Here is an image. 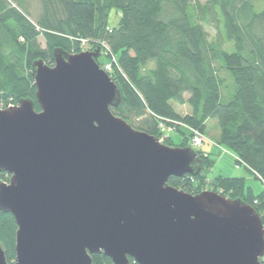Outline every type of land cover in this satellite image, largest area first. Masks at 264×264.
<instances>
[{"label":"water","instance_id":"obj_1","mask_svg":"<svg viewBox=\"0 0 264 264\" xmlns=\"http://www.w3.org/2000/svg\"><path fill=\"white\" fill-rule=\"evenodd\" d=\"M100 49L53 50L31 63L35 98L0 107V212L17 225L15 258L0 264H262L264 225L241 198L189 193L191 146L168 145L112 113L121 93Z\"/></svg>","mask_w":264,"mask_h":264},{"label":"trees","instance_id":"obj_2","mask_svg":"<svg viewBox=\"0 0 264 264\" xmlns=\"http://www.w3.org/2000/svg\"><path fill=\"white\" fill-rule=\"evenodd\" d=\"M35 22L24 0H0V107L35 98L31 63L53 65V50L81 51L78 38L90 49L106 43L118 65L108 72L121 93L112 113L137 129L173 145L160 124L182 132L181 146H189L191 128L204 133L205 121L217 119L218 144L225 145L264 185V8L251 0H40ZM119 12L117 25L107 24L109 11ZM223 29L235 49H223L220 37L209 39L205 24ZM42 36V47L38 37ZM101 55V54H100ZM99 57V56H98ZM98 57L96 62L100 65ZM153 66H149V62ZM220 71L232 80L225 85ZM227 83V82H226ZM187 94V96H186ZM188 104L179 113L171 101ZM188 131V135L184 133ZM202 160L199 174L170 176L168 184L189 193L211 189L250 204L264 223V188L255 193L241 176L203 171L213 164L210 153L195 148ZM9 174L0 172L7 181ZM17 225L11 213L0 212V244L8 262L15 258ZM92 264H112L102 252L91 254ZM264 264V255L260 259ZM129 264H137L129 257Z\"/></svg>","mask_w":264,"mask_h":264},{"label":"rangeland","instance_id":"obj_3","mask_svg":"<svg viewBox=\"0 0 264 264\" xmlns=\"http://www.w3.org/2000/svg\"><path fill=\"white\" fill-rule=\"evenodd\" d=\"M198 1L200 3H204L206 0H193V2ZM256 10H260L264 8V0H251ZM24 4L26 6V14L29 16L30 20L35 22L41 12V3L40 0H24ZM119 19V12L112 8L108 13L107 24L110 27H114L117 25ZM205 29L208 32L209 39H214L216 37H220V41L222 42L223 49L227 51H232L235 49V46L232 41L228 40L225 36V32L223 29V21L222 16L220 14V28L214 27L213 25L205 24ZM38 41L42 47L45 46V42L40 35L38 37ZM99 61L102 63L106 57L104 55H100L98 57ZM149 66H153V62H149ZM220 75L225 80V85L223 87V94H226L230 87H232V80L229 79L228 75L225 71H220ZM227 82V83H226ZM187 96V94H186ZM16 104V103H12ZM171 104L175 111L179 113H187L190 112L191 108L188 104H179L174 100L171 101ZM219 125L217 119L214 117H209L205 121V129L204 136L205 141L198 148L207 153H210V157L213 160V164L210 168L204 169L203 171L207 174L208 180L221 175V176H241L244 177L245 184L250 186L255 193L261 191L264 188L263 182L257 178L253 172H251L248 168H246L243 164L236 163V155L225 145L218 144L217 140L219 137ZM184 133L188 135V131L184 130ZM165 136H170L173 145H179L183 140V134L177 130H169L165 132ZM162 141V139H160ZM207 189V188H206ZM204 190V189H203ZM211 190V189H209Z\"/></svg>","mask_w":264,"mask_h":264},{"label":"built area","instance_id":"obj_4","mask_svg":"<svg viewBox=\"0 0 264 264\" xmlns=\"http://www.w3.org/2000/svg\"><path fill=\"white\" fill-rule=\"evenodd\" d=\"M80 42V48L82 50L88 49V40L86 38H78ZM100 49H101V54L106 57V59L101 63V68L106 71L107 73L112 70L114 65H118L117 63V56L110 50L109 46L106 43H101L100 44ZM13 105L12 103H9L8 106ZM160 128L162 131H169L172 130V128L169 126H165L160 124ZM191 138H190V145L192 147H199L202 143L205 141V136L202 132H200L198 129L191 128Z\"/></svg>","mask_w":264,"mask_h":264},{"label":"crops","instance_id":"obj_5","mask_svg":"<svg viewBox=\"0 0 264 264\" xmlns=\"http://www.w3.org/2000/svg\"><path fill=\"white\" fill-rule=\"evenodd\" d=\"M201 150H202V148H201ZM203 152H205V151H203Z\"/></svg>","mask_w":264,"mask_h":264}]
</instances>
